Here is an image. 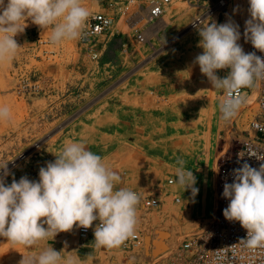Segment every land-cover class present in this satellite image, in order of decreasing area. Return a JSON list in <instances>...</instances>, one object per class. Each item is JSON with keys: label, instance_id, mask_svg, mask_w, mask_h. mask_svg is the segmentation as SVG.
<instances>
[{"label": "rangeland", "instance_id": "rangeland-1", "mask_svg": "<svg viewBox=\"0 0 264 264\" xmlns=\"http://www.w3.org/2000/svg\"><path fill=\"white\" fill-rule=\"evenodd\" d=\"M246 3L231 0L224 14L215 12L217 21L213 17L200 25L229 20L239 25L249 15ZM82 4L90 14L99 9L97 0ZM200 12L179 1L152 25L126 22L123 15L96 58L80 39L51 44V28L28 19L24 32L14 37L17 55L0 62V106L10 109V119L0 120V167L6 164L9 173L5 183L23 176L38 181L39 169L67 142L84 143L120 175L117 188L138 189L160 201L157 209L137 206L136 228L144 243L132 250L143 256L136 264L169 257L183 236L207 226L222 157L235 150L253 118H264L257 96L248 90L240 113L228 122L221 119L222 91L212 88L194 63L203 52L198 31L185 32ZM227 74L217 70L221 78ZM181 160L196 177L194 198L191 189L167 183L177 179ZM47 247L76 255L84 264L76 226L32 248L0 237V264H20Z\"/></svg>", "mask_w": 264, "mask_h": 264}, {"label": "clouds", "instance_id": "clouds-1", "mask_svg": "<svg viewBox=\"0 0 264 264\" xmlns=\"http://www.w3.org/2000/svg\"><path fill=\"white\" fill-rule=\"evenodd\" d=\"M249 19L245 21L244 38L264 52V0H248ZM90 17L82 0H0V62L11 61L20 46L14 39L27 27L26 20L41 29L51 28L49 42L81 39ZM200 36L202 54L195 57L201 73L212 88L221 90L224 99L219 105L221 119H234L245 102L241 90L264 84V59L255 52L245 53L238 43L239 25L229 20L201 26L194 23ZM229 69L221 78L217 70ZM10 119V109L0 106V120ZM249 157L264 161V153L250 151ZM56 159L39 169V180L23 176L10 184L5 164L0 169V237L13 244L32 248L42 241L53 240L74 226L89 229L93 222L95 248L116 249L133 237L137 224L139 195L128 188H117L120 175L108 167L102 158L88 150L82 142H67ZM244 155H240L243 159ZM176 185L191 189L194 198L199 189L191 170L178 161ZM233 182H225L222 197L229 201L223 216L229 222H239L246 230L241 241L249 249L264 248V163L259 168L244 161L232 170ZM45 225L47 227H45ZM20 264H83L76 255H62L52 247Z\"/></svg>", "mask_w": 264, "mask_h": 264}, {"label": "built area", "instance_id": "built-area-1", "mask_svg": "<svg viewBox=\"0 0 264 264\" xmlns=\"http://www.w3.org/2000/svg\"><path fill=\"white\" fill-rule=\"evenodd\" d=\"M179 1L186 3L189 7L202 9L192 21L196 23L205 15L219 11L224 14L229 8L231 0H97L99 9L93 11L85 26L84 35L80 39L81 44L93 56L97 57L105 47L104 40L112 35V27L116 20L126 15V22H141L145 25H152L163 19L168 10ZM249 7L248 0L246 3ZM138 9L142 15L138 17ZM119 18V19H118ZM249 15L247 19H249ZM239 22L241 39L238 43L245 53L255 52L264 59V52L255 49L250 41L244 38L245 21ZM230 71L229 69H223ZM252 91V88L241 90V95ZM224 93H221V101ZM257 104L264 114V84L258 88ZM250 151L264 153V118H253L249 124L246 134L239 140L238 146L228 156H223L219 167L215 184V208L213 216L207 226L197 233H188L183 236L180 243L175 247L172 255L157 259L152 264H264V248L249 249L241 241L245 238L246 230L239 222H229L223 216V209L228 206L229 201L222 197L223 185L225 182L232 183V170L239 168L244 161L252 167L259 168L264 161L257 160L254 156L249 157L246 153ZM240 155H244L243 159ZM175 178H168L169 185H175ZM140 205L144 210L157 209L160 201L152 195H140ZM176 202L180 201L175 197ZM99 221L93 222L89 229L76 226V235L80 247H88L94 238V228ZM144 243L142 230L135 227V234L121 245L118 249L121 252L140 248Z\"/></svg>", "mask_w": 264, "mask_h": 264}, {"label": "crops", "instance_id": "crops-1", "mask_svg": "<svg viewBox=\"0 0 264 264\" xmlns=\"http://www.w3.org/2000/svg\"><path fill=\"white\" fill-rule=\"evenodd\" d=\"M121 188H124L122 185ZM137 191H140L137 189ZM93 242L88 247L81 249V253L85 254L84 264H136L143 259V256L136 255L135 251L127 253L121 252L118 248L106 249L95 248Z\"/></svg>", "mask_w": 264, "mask_h": 264}, {"label": "bare ground", "instance_id": "bare-ground-1", "mask_svg": "<svg viewBox=\"0 0 264 264\" xmlns=\"http://www.w3.org/2000/svg\"><path fill=\"white\" fill-rule=\"evenodd\" d=\"M84 1V0H83ZM87 0H85V2H86ZM191 8V7H190ZM171 12V11H170ZM175 13H177V10L176 11H174ZM173 11H172V14H170V16L169 17H171V16H173V15H175V13H174ZM183 13V12H182ZM141 15H142V10L141 9H138V17L140 18L141 17ZM216 14H215V12H212V13H209V14H207V15H205L203 18H201L199 21H197L196 23H200V24H202V23H206L209 19H211V18H213V17H215L216 18ZM217 19L218 18H216L215 19V21H217ZM165 21V20H164ZM193 22H195V21H191L190 23H188V29H186V33H189V32H191L192 30H193V28H194V24L192 25V23ZM160 26H162V24H160ZM159 28V27H158ZM157 28V29H158ZM155 30L156 29H153V30H151V32L152 33H154L155 32ZM158 36V35H157ZM259 88V87H258ZM258 88H252V91L250 92V93H248V95L249 96H251V95H255V97L257 96V94H258ZM254 91V92H253ZM253 93V94H252ZM240 111H241V109L239 110V113H240ZM206 227V226H205ZM204 227V228H205ZM203 228V229H204Z\"/></svg>", "mask_w": 264, "mask_h": 264}]
</instances>
